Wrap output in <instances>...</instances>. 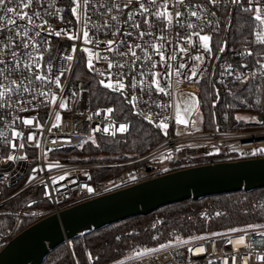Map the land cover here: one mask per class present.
Segmentation results:
<instances>
[{"label":"snow or ice","instance_id":"6c2138e0","mask_svg":"<svg viewBox=\"0 0 264 264\" xmlns=\"http://www.w3.org/2000/svg\"><path fill=\"white\" fill-rule=\"evenodd\" d=\"M237 17L241 22L239 37H234V42L241 43L242 51L230 49L226 35L220 41L216 40L222 31L227 34L237 27L233 23ZM53 20L65 27H55ZM65 39L72 43L62 44ZM226 50L240 56L241 63L235 68L221 63L220 76L232 77L233 82L241 86V94L251 93L255 97L249 100L244 96L242 102L247 107L255 104L264 109V99H261L264 97V0H67L66 3L64 0H0V149H9L3 162L27 158L12 154L23 150L26 143L35 139L31 131L25 135L20 125L43 131L36 116L22 118L20 113L36 112L38 106L48 107L52 109L50 118L54 117L49 131L61 126V113L70 111L69 101L78 103L83 92L90 91L82 85L79 92L69 89L71 77L76 75L79 78L84 69L91 74L92 88L97 90L91 95L97 99L100 96L107 100L115 99L120 104L119 108H98L87 117L89 121L103 117L101 124L104 126L97 124L92 133L112 137L118 133L131 135L132 121L128 117L133 116L167 136L168 117L163 116L156 122L155 118L160 113L151 111L153 106L161 110L172 108L177 126L187 128L190 123L194 125L196 121H190L189 117L199 115L200 101L193 92L187 94L183 105L176 103L180 97L172 90L173 78L177 85L184 81L199 85L205 73L215 74V68L209 73L208 61H220ZM217 83L224 81L212 83L216 97L213 108L220 99ZM100 89L105 91L100 92ZM66 90H70V95ZM228 91L232 94L231 89ZM154 95L161 100H153ZM164 97L171 103H163ZM118 114L123 115L125 122L117 123ZM234 119L237 123L264 124V120L256 117L249 119L237 115ZM89 140L99 147L93 135H89ZM35 146L39 148L40 143L37 141ZM258 153L264 154V148L250 154ZM55 167L59 165L49 166L50 169ZM35 179V176H30L27 183L31 184ZM64 179L65 176L59 177V180ZM57 182L53 180V184ZM88 191L92 192V189ZM45 195H48L47 188ZM30 214L38 215L36 212ZM215 215L221 216L222 213ZM256 229H264V224L231 228L227 233L213 232L191 239L210 240L237 232H254L264 238V231ZM189 243L188 239L176 236L174 244H160L136 251L135 256L138 259L151 257L169 248H175V254L180 255L179 248ZM228 243H234L235 251H239L240 246L252 248L243 236ZM256 243H264V240ZM187 251L202 255L206 248L189 247ZM249 258L247 255L241 257L242 264H249ZM87 259L89 264H93L98 257L94 258L89 253ZM256 259L264 261V254ZM236 260V256L231 257L232 264H236ZM118 264H123V261ZM208 264H216V261L210 259ZM222 264H229V260L224 259Z\"/></svg>","mask_w":264,"mask_h":264},{"label":"built area","instance_id":"2783aa9c","mask_svg":"<svg viewBox=\"0 0 264 264\" xmlns=\"http://www.w3.org/2000/svg\"><path fill=\"white\" fill-rule=\"evenodd\" d=\"M66 2L67 0H64V3ZM65 15L68 14L65 13ZM220 15L218 13V16ZM221 19H223L222 16ZM52 23L57 28L65 27L64 24L55 20ZM225 35L229 40V32L225 34L223 31L216 37V40L220 41ZM52 39L55 40L56 38L53 37ZM61 43L70 45L72 42L65 39ZM229 48L235 49L230 45ZM236 50L242 51L243 48H237ZM221 63L231 64L235 68L241 63V57L235 55L232 51L226 50L220 61L209 60V73L215 68V74L210 76L205 73L204 79L201 80L199 85L187 81L177 85L175 78H173L172 90L180 97L175 101L176 103L183 105L186 99L185 93L188 89H191L199 99V115L193 114L189 117L190 121L195 120L196 123L194 125L190 123L187 128L177 126L174 123V110L172 108L161 110L153 106L151 111L160 113V116L155 118L156 122H159L163 116L168 117V135L165 136L161 133L163 136L161 141L144 153L125 160L98 161L86 158L83 150L87 145L92 144L89 140L90 134L95 137L96 141L105 139L124 142L128 137V135L125 136L119 133L112 137L91 132L97 124H101L103 117H94L92 121H89L87 117L98 108L105 107H92L89 91L83 92L78 103L69 101L70 111L61 113L63 118L61 126L51 129V131L49 129L54 120V117L50 118L52 109L38 106L36 112L20 113L22 118L36 116L43 126V131H37L35 127L28 129L23 125L19 126L25 135L29 131L35 134V139L26 143L23 150L12 153L16 156L25 155L27 158L24 160L4 163L3 160L9 153V149L7 147L0 149V181H2L0 182V207L29 191L36 190V195L25 201L19 210L0 211V214H11L15 218L10 231L0 238V250L8 241L21 232V219L26 216L41 217L40 219H42L81 203L180 169L264 157V154L260 153L257 155L250 154L254 150L264 148V125L259 123H237L236 120L233 125H220L215 121L212 107L214 100L211 97V92L215 89H213L212 83L223 80L224 83L216 84V89L225 94L229 93V89L232 91L235 85L232 77L220 76ZM69 89L80 91V88H77L73 83V76L70 80ZM205 89L208 91L209 128L205 127V119L201 113V93ZM66 91L70 95V90ZM181 94L184 95L181 96ZM152 99L159 101L161 97L154 95ZM162 102L165 104L171 103L167 97H164ZM239 116H245L249 119L256 117L261 120L260 117L250 113L239 114ZM137 118L141 120L139 117ZM116 120L117 123L125 122L117 118ZM104 123H107V121ZM103 126L101 124V127ZM197 128H199V131L196 130ZM53 140L57 143L53 144ZM85 140H89V142L84 143ZM37 141L40 143L39 148L35 146ZM177 149L180 150L177 151ZM72 150H77V152H71ZM243 153H249V155H242ZM60 154H66L67 158L58 159L57 156ZM78 155H81V157L77 158ZM54 164H58L59 167L50 169L49 166ZM33 169H37V171L33 172ZM103 172H105V175H99ZM115 172L117 174L113 175ZM30 176H35L36 179L28 184L27 181ZM61 176H65L66 179L59 180ZM5 177L7 178L5 179ZM54 179L58 181L55 184H53ZM46 188L47 196L45 195ZM89 188L92 189V192L88 191ZM37 202H48L50 207L47 210L38 212L36 216L28 214L29 205ZM256 231H264V229H256ZM241 236L245 237L246 244H252L251 249L240 246L239 251H235L234 243H228L229 240L234 241ZM258 240H264V238L256 236L254 232L247 234L244 232L228 233L210 240H192L189 244L179 248L180 255L175 254V248H169L160 253H154L151 257L145 256L136 261L123 264H208L210 259L216 261V264H222V261L226 258L229 260V264H232V256L237 257L236 264H242L241 257L245 255L250 257L249 264H264V261L256 259L258 255L264 254V243H256ZM200 246L206 248V252L202 255L187 251L189 247L195 249Z\"/></svg>","mask_w":264,"mask_h":264},{"label":"trees","instance_id":"16d2710c","mask_svg":"<svg viewBox=\"0 0 264 264\" xmlns=\"http://www.w3.org/2000/svg\"><path fill=\"white\" fill-rule=\"evenodd\" d=\"M240 22V18L237 17L233 21L237 27L229 32V45L235 49L242 48L241 43L234 42V37H239ZM90 75L84 69L79 78L73 75V83L77 88L82 85L84 88L90 89L91 106L94 108L108 106L119 108L120 104L115 99L107 100L103 96L97 99L96 96L91 95V92L97 90L92 88ZM240 88L239 84H235L232 94L219 91L220 99L216 103V107L213 108L215 121L218 124L233 125L235 123L234 118L243 113H250L264 120V109L255 104L249 108L242 102L244 96H247L249 100L255 97L251 93L241 94ZM99 91L104 92L102 89ZM214 93L215 91L211 92V97L215 101ZM109 95L114 94L109 93ZM261 99H264V97H261ZM207 103L208 91L205 89L201 93V113L205 119V127L209 128L210 112ZM225 116H227V119H225ZM116 118L124 120L121 114H118ZM128 119L132 121L130 124L131 135H128L124 142L97 140L99 147L89 144L84 148L86 158L98 161L125 160L144 153L162 140L163 136L159 129L142 122L137 117L129 116ZM115 174L117 172L113 175ZM99 175H105V172L99 173ZM35 195L36 190L29 191L3 204L0 211L19 210L25 201ZM49 207L48 202L33 203L31 207H28L27 213H38L49 209ZM217 212H221L222 215L216 216ZM40 218L28 216L22 218L20 230L22 231L31 226ZM14 221L13 215L0 214V238L10 231ZM255 224H264V189L250 193L237 192L218 195L199 201L188 200L165 206L147 216L133 217L74 239L68 245L62 244L49 253L43 264H77V261L79 264H89L87 259L89 253L94 258L98 257V259H94L93 264H111L133 252L175 242L176 236L189 239L194 236L210 235L213 232L224 233L231 228H245L248 225ZM130 233L131 235H129ZM116 237H120V239L117 240ZM153 237H157V239H153Z\"/></svg>","mask_w":264,"mask_h":264},{"label":"water","instance_id":"95a60500","mask_svg":"<svg viewBox=\"0 0 264 264\" xmlns=\"http://www.w3.org/2000/svg\"><path fill=\"white\" fill-rule=\"evenodd\" d=\"M264 189V157L180 169L42 218L0 250V264H43L62 244L183 201Z\"/></svg>","mask_w":264,"mask_h":264},{"label":"rangeland","instance_id":"374dc122","mask_svg":"<svg viewBox=\"0 0 264 264\" xmlns=\"http://www.w3.org/2000/svg\"><path fill=\"white\" fill-rule=\"evenodd\" d=\"M71 152H77V150H72ZM78 157H81V155H78ZM58 159H65L67 158L66 154H60L59 156H57ZM2 209V208H1ZM224 233H227V232H224ZM189 241H192L191 238L188 239ZM174 244V242H172ZM68 245V244H67ZM69 250H71L70 247H68ZM138 258H136L135 256V252L129 254L128 256H126L125 258L119 260V261H123V263H129V262H133V261H136ZM119 261H116V262H113L111 264H118Z\"/></svg>","mask_w":264,"mask_h":264},{"label":"bare ground","instance_id":"6f19581e","mask_svg":"<svg viewBox=\"0 0 264 264\" xmlns=\"http://www.w3.org/2000/svg\"><path fill=\"white\" fill-rule=\"evenodd\" d=\"M188 93H193V92H192V90H191V89H188V90H186V93H185V98H186V96H187V94H188Z\"/></svg>","mask_w":264,"mask_h":264}]
</instances>
